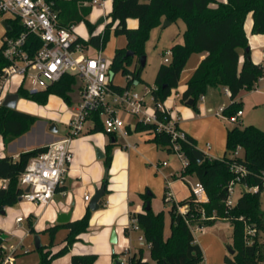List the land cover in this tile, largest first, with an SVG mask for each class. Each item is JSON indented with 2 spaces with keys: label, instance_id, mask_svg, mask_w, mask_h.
<instances>
[{
  "label": "trees",
  "instance_id": "trees-1",
  "mask_svg": "<svg viewBox=\"0 0 264 264\" xmlns=\"http://www.w3.org/2000/svg\"><path fill=\"white\" fill-rule=\"evenodd\" d=\"M59 12V26L73 28L80 23H86L91 33L88 42L80 39L87 45L96 49H105L110 31L114 28L116 36L124 35L127 40L125 48L117 49L110 64L112 73L119 70L123 75L131 78L126 87L111 83L110 87L118 92L131 88L134 81L140 80L144 67L129 70L137 56H145V45L153 29L163 25L165 20L171 23L182 19L186 29L183 34V43L174 44L171 48L172 57L169 63L161 65L152 89L155 103V113L160 120L164 114L159 109V103L166 102L173 89L179 86L181 76L187 62L193 54L206 53L207 56L200 62L182 94V103L193 100V108L198 111L197 104L211 88H226L231 103L224 108L226 117L236 115L241 110L240 103L236 101L243 90L257 89L259 82L264 78V66L257 64L251 57L249 39L245 31V21L249 14L253 15V34H264V0H227L217 3L216 0H112V10L109 17L112 21L105 26L103 34L94 35L95 26L89 21L96 0H48ZM106 1V0H98ZM212 4L217 6L211 7ZM128 19H138V28H129ZM7 24L11 30L6 31L3 47L0 48V80L4 69L11 63L4 55L6 38H17L27 32L20 19L9 18ZM42 40L29 34L28 50L30 56L42 48ZM134 53V56L128 55ZM243 61L241 62V58ZM76 77L64 75L59 82L50 85L47 89L35 93L29 92L22 85L18 88L20 98L34 100L46 105L51 94L64 97L65 101L72 103L70 93L76 84ZM94 126L92 133L104 132V126L99 114L93 116ZM37 117L30 114L0 108V134L3 143L9 145L16 139L28 133L35 124ZM128 131L131 133L130 127ZM135 131L149 132L153 135L151 141L171 152L172 136L165 131H159L156 124L139 122ZM186 138L179 140L180 150L189 160V166L178 177L195 176L206 189L209 202L200 204L191 194L182 202H174L164 196V202L170 204L171 233L165 237V215L161 211L155 213L151 208L146 211L147 202L152 195L144 194L143 211L131 212L130 219L138 222L141 232L147 242L151 244L150 261L144 260V251L130 257L131 264H199L204 260L201 246L196 242L192 227L211 226L217 220L228 221L233 229V245L235 254L225 258V264H260L264 262V251L259 247V233L264 232V213L261 211V196L264 192V131L255 125H236L227 131L226 149L223 157L212 158L205 156L199 163L193 150L197 148L195 138L184 132ZM113 140L116 134H107ZM114 143L106 146L105 164L107 168L112 165ZM238 148L242 154L235 155ZM47 149L38 147L31 151L21 153L18 159L13 157L0 158V181L7 180L6 188H0V211L19 202L23 195L20 177L25 172L30 160L39 156ZM237 167L246 169L242 176L236 171ZM105 179L104 184H108ZM243 185L245 188L237 202L230 206L227 204L228 187L231 182ZM255 189V190H254ZM102 204V201H101ZM187 207L186 215L179 212V207ZM91 210L88 209L83 218L70 223L58 224L48 228L51 236L61 227L69 230L63 241L62 249L57 253L42 246L39 264H53L54 260L69 253L72 246L81 240V235L88 232ZM249 229L256 231V235H248ZM35 233V230H31ZM124 233L130 234L125 228ZM0 230V264L6 259L4 243ZM97 254H76L71 257V264H94ZM115 257V254H114Z\"/></svg>",
  "mask_w": 264,
  "mask_h": 264
},
{
  "label": "rangeland",
  "instance_id": "rangeland-1",
  "mask_svg": "<svg viewBox=\"0 0 264 264\" xmlns=\"http://www.w3.org/2000/svg\"><path fill=\"white\" fill-rule=\"evenodd\" d=\"M109 5L105 7V9L100 8L99 5H94L92 9V13L90 15L89 21L95 26L93 34L100 35L103 34L105 30L106 24L110 23L112 19L109 17L110 15ZM105 17L106 24L101 26H96L97 21ZM134 29V28H133ZM185 30V23L182 19H179L177 22L172 23L166 28L161 27L155 28L151 32V36L145 45V57L146 64L142 70L140 80H136L131 85V90L133 93H137L141 96H144L147 100L148 112L152 113L154 111L155 103L151 98V95L146 94L147 90L152 86H155V80L159 69H161V65L164 64L165 54L167 51L172 48L174 43H177L179 38L182 39L183 33ZM74 33L77 34L79 38L82 40H89L91 38V33L88 29L86 23H80L75 26L73 29ZM127 45V40L124 35L116 36L114 28L110 31V35L103 49V55L107 60L111 63L114 58V54L117 49L125 48ZM191 60L187 62L185 70L182 73L181 80L179 82V86L176 89H173L171 95L166 99V102L159 104H165L169 108V106L177 104L178 108H188L191 109L196 114L198 113L193 107L188 106L186 103H182L181 96L182 90L185 87L186 81L190 79V73L192 71ZM140 59L136 56L133 63L128 65V69L133 71L136 67H140ZM114 76V82L118 86L126 87L129 79L131 78L129 75H123L119 70L118 72L112 73ZM21 85V80H8L6 82L5 93H10L16 91ZM31 80H27L24 83L25 89L31 88ZM82 85L81 81H77V83L73 86V90L70 93L72 103H68L65 101L64 97L51 94L46 105H41L37 101L29 100L26 98H20L17 103L16 109L20 112H24L30 114L34 117H37L38 122L33 127L32 131L23 137L19 143L24 145H32L39 141V136L41 133H50V127L52 124H56L59 127V132L57 136L66 137L69 132V125L73 118V109L77 107L78 102L80 101V93L79 89ZM260 89L257 91L244 90L243 94L240 96V106L241 110L244 112V116L241 117V123L235 124L232 121H227L222 116L217 118L218 126L213 128V126L208 123L199 124V137L197 138V148L200 151H204L206 143H210L215 147V152H209V157L212 158H220L223 153H225L226 149V133L227 129H231L236 125L247 126V125H255L261 130L264 131V82L260 83ZM206 100L211 103L210 107H212V111L215 112L220 106H228L231 103V99L225 96L224 93H213L210 97L209 94H206ZM205 100V101H206ZM197 104L198 110L201 111L202 99ZM209 107V108H210ZM203 113V111H201ZM212 112V113H213ZM210 114V113H209ZM121 117L124 119L127 125L130 124L131 133L128 131V128H125V132L129 135V139L136 138L138 140L144 141L145 135L143 132L135 131L136 125L141 121L142 117L133 115L128 112H120ZM91 122H88L85 126L84 130H87L90 127ZM204 127V128H203ZM130 133V134H129ZM203 137V140H201ZM148 138V137H147ZM2 140V136L0 134V141ZM118 144H124L125 140L122 136L117 137ZM152 143V142H151ZM163 159L170 163L171 169H176L178 163L176 161V156L174 153H161ZM105 164V159L103 160ZM159 176V175H158ZM154 176L157 179L158 184L155 185V189L157 192L162 190L161 194H154L151 191V207L155 213H159L161 211L164 212L165 215V237L170 236L171 233V218L169 214L170 204L164 202L163 194L166 185L169 187L171 183L174 182L172 177H169L167 183L164 178L160 176ZM109 177V172H108ZM195 180L194 176L192 178L185 177L184 180L180 179L177 184L170 185V189L172 191H177V194L180 195V198H177V202L184 201L186 197L187 190L190 189V182ZM109 184V181H108ZM107 184V185H108ZM242 191V185L238 184L235 187L234 193V201L238 199L240 196V192ZM147 191L146 193H148ZM30 207V210H26V208ZM261 211L264 213V192L261 196ZM5 215H1V219L5 223L3 227L4 234L8 236V239L5 240L4 249L7 251L9 258H6L4 264H39L41 259V251L35 249V237L38 236L43 243L42 246L51 250L53 253H57L60 249H62V242L65 240L67 234H65V227H61L57 229L53 236L46 231L49 226H45L46 219L44 217L45 210L34 203H28L26 201H19L13 206H9L4 209ZM92 212V211H91ZM105 209L101 208L99 211H94L91 213L90 222L88 232L83 236L82 240L75 243L72 246L69 253L57 258L54 260L53 264H70L71 255H75L76 253H86L91 251L98 255L97 260L94 264H116L119 262V255H122L124 252V248L120 246L126 241L131 243L133 250L140 247L138 238L141 236L139 231H132L129 235L124 233V226L122 232L119 233L118 241L113 245L111 242L113 236V230H111L110 234H103V230L106 227V215ZM29 216V217H28ZM23 217L24 220L22 222H18L17 218ZM125 226L129 227V223L125 224ZM45 227V228H42ZM35 230V233L31 232V230ZM208 230V246L206 250V259L210 258V264H225V258L227 256L231 257L232 255L229 252V247L233 245V229L229 222H224L221 220H217L214 222ZM202 233L197 232L196 236L201 237ZM218 238V242H214L215 239ZM259 247L262 251H264V232H262L261 237H259ZM216 243V244H215ZM16 252V255L14 254ZM208 253V254H207ZM115 254V257H114ZM144 255L146 258H150L149 252L145 247ZM6 257V253H5ZM264 264V262L260 263Z\"/></svg>",
  "mask_w": 264,
  "mask_h": 264
},
{
  "label": "built area",
  "instance_id": "built-area-1",
  "mask_svg": "<svg viewBox=\"0 0 264 264\" xmlns=\"http://www.w3.org/2000/svg\"><path fill=\"white\" fill-rule=\"evenodd\" d=\"M97 2L99 1L96 0L93 4ZM5 15L20 19L27 32L17 38L5 39L7 47H5L4 55L11 64L4 69L3 78L0 80V108L3 107L6 96L11 94L9 92L4 94L6 82L10 79L21 80L23 87L27 80H31V88L27 89L31 93L47 89L50 85L59 82L66 74L73 75L77 81L82 82L79 89L81 99L73 113L67 136L48 144L45 152L30 160L31 162L20 177L23 201L37 204L40 207H46L51 203L58 189L63 185L69 166L73 162L71 142L83 134L88 122L94 125L93 116L95 114L100 115L106 134L127 135L125 132L127 124L120 112L141 116V122L145 124H156L159 131H165L172 136L171 152L181 160L183 171L186 170L189 160L178 144L179 140L186 138L185 133L179 128L180 118L171 113L163 104H159L158 107L164 114L163 120H160L155 113V107L152 113L148 112L147 100L144 96L133 93L131 88L121 92L112 89L110 84L114 82V76L110 70L111 63L103 55L104 50H98L92 45L81 42V38L73 31L75 26L73 28L60 27L59 12L52 2L48 0H0V16ZM29 34L38 36L43 42L42 48L34 56H30L26 50ZM172 55V50H168L164 62L169 63ZM152 89L157 88L151 86L146 94L151 95L154 101ZM223 110L224 108H221L217 115L232 123H241L240 118L243 111L226 117ZM207 147H210L209 144ZM241 151L242 149L238 148L235 155L239 156ZM163 164L166 166L167 162ZM236 171L242 176L247 173L242 167H237ZM190 183L191 194L196 201L200 204L208 203L210 200L205 186L198 180ZM7 185V180L0 181V188H6ZM235 186L237 184L233 181L228 187L227 204L230 206L236 203L234 201ZM27 188H29L28 192ZM90 197L87 195L85 199L89 201ZM171 197L168 193V199H172ZM179 212L183 216L186 215L187 207H179ZM23 220V217L17 218L19 223ZM128 229L130 232H140L141 236L138 238L140 247L133 250L131 243L121 244L120 246L125 249L123 254L118 256L121 264H131L130 257L141 249L144 251L145 247L150 255L152 248L135 219L131 220ZM192 231L194 233L203 231V227H192ZM248 235H256V231L249 229ZM143 256L145 261H150V258ZM199 264H207V262L203 260Z\"/></svg>",
  "mask_w": 264,
  "mask_h": 264
},
{
  "label": "crops",
  "instance_id": "crops-1",
  "mask_svg": "<svg viewBox=\"0 0 264 264\" xmlns=\"http://www.w3.org/2000/svg\"><path fill=\"white\" fill-rule=\"evenodd\" d=\"M216 2L225 3L227 2V0H216ZM94 5H99L100 8L103 9H105V7L109 5V9L112 10L113 2L112 0L99 1L97 2V4H93V6ZM215 6L217 5L212 4L211 7H215ZM9 18L11 17L8 15L0 16V48L3 47L2 46L3 41H4L5 33L7 31L3 23L7 22V19ZM253 24H254L253 15L249 14L245 21V31L249 39V49L251 52V57L255 63L264 66V34H253L252 32ZM127 25L129 28H138L139 21L138 19H128ZM183 37L182 39L179 38L177 43H183L184 41ZM206 56H207L206 53H200V54H193L190 57L189 61L191 60L192 63L191 64L192 71L190 73L191 74L190 77L192 76V74L194 73L200 62ZM242 61H243V57L241 58V62ZM263 82L264 79H261L258 86L256 87L257 89H255L256 91L260 89L259 85L260 83ZM186 83L184 89L182 90V94L186 89ZM17 91L18 89L10 93H15ZM216 91L221 94L224 93L225 96L230 98V95L226 88H219V89H217V87L211 88L209 89L207 94H209L211 97V95L213 93H216ZM243 91L236 99L237 102L240 101V96L243 94ZM205 100H206V95L203 97L201 104V111H203V113L200 110H198L197 114L188 108H178L176 103H174V105L169 106V108L167 107V105L163 104L167 109L171 111V113L177 115L180 118L178 122L180 130L186 132L187 134L195 138L196 143L198 141L197 138L199 137L198 136L199 124L203 122L202 124L208 123L209 125L213 126V128L217 127L218 126L217 118L220 117L217 115V113L221 108L227 107L224 105L220 106L217 110H215V112H213L212 107H210L211 103ZM76 108L77 107L73 109V112L75 111ZM243 116H244V112L241 117ZM93 126H94L93 124L90 125V127H88L87 130H85L82 135L72 140L70 147H71V151L73 152V162L69 166L63 185H61V187L58 189L51 203L46 207H42L45 210L43 218L46 219L45 226L47 227L49 226V228L58 225L57 219H58V215L61 213L66 212V214L67 213L71 214L69 223L83 218L84 215L87 213V210L90 209L89 204L92 198L94 197L95 192L102 188V186L105 183L106 174H108L109 172V177H108L109 184L107 185L106 194L104 198L101 200L102 204L100 202L99 209L104 208L106 211L105 217H106L107 225L102 231L103 234L109 235L111 230H113V235L115 233L116 243H117L118 241L117 235H119V233L122 232L123 226H124V230L125 228H127V226H125L127 222L129 224L131 222L130 219L131 212L143 211L144 201L141 198V195L144 194L152 195L151 191L157 195L163 192L162 190H159V192H157V190L155 189V185L158 184L159 182H157L156 180L157 178L154 176L159 175L161 178L165 179L166 183L168 178L172 177L174 179V182H169L171 183L170 185L172 186L180 181L178 177L180 176V174H182L183 165L181 163V160L175 154L176 161L178 163V166L180 167H177L176 169H171L170 163L163 159L161 153L162 152L165 153V151L167 153H172V152H169V150H167L166 148L158 146L157 144L153 143L151 141L153 135L149 132H143L144 134H146L145 135L146 138L144 141L138 140L134 137L129 139L130 137L128 134L124 135L121 133L116 134V139L113 140L105 132L92 133L91 130ZM128 127H130V124L127 125L126 128ZM57 128L59 132L60 129L58 126ZM57 133H52V132L41 133L39 136V141L32 145H24V144L19 145L21 139L23 137H26L28 133L16 139L9 145H5L3 143V138H2V140L0 141V158L9 156V157H13L14 159H18L21 153L31 151L38 147L47 146L48 144L54 141L64 138L57 136ZM118 136L123 137V139L125 140L124 144H120V145L118 144L117 142ZM201 140H203V137H201ZM114 142L115 144L113 147L114 149L112 154L113 158L111 162L112 165L110 166V168H107L106 164L103 163V160L106 158V146L109 143H114ZM208 144L210 146L209 148L207 147ZM96 150H101V152L104 154L105 157L103 159H98ZM212 151L215 152V147L212 146L210 143H206L204 151L202 152L207 154V156H209L208 153ZM225 153H223L221 157H223ZM240 154H242V151L240 152ZM164 162H167L166 166L163 164ZM187 177L192 178L193 176H187ZM194 178L195 180H192L191 182H195L198 180L195 176ZM170 185L169 187L166 185L163 198L166 193L167 194L170 193L173 201L178 203L176 200L177 198H180V195L177 194V191H172L170 189ZM244 189L245 188L242 185V191L240 192V195L242 194ZM147 191L149 192L146 193ZM87 195L91 196L89 201L85 199V196ZM190 195H191V190L190 191L187 190L186 197L188 198L190 197ZM30 209H31L30 207L26 208V210H30ZM1 215H5V213L2 214L0 211V230L4 234L2 226H4L5 223L1 219ZM224 222H228V221H224ZM207 228H209V226L203 227V231H198L202 233L201 237L198 238L196 236L197 232L194 233V235L196 238V242L202 248L204 261H206L207 264H210L208 261L210 260V258L207 260L205 256L207 250L206 248L208 246ZM68 233L69 230L65 231V234L68 235ZM85 234L81 235L80 237L81 240ZM259 234H260L259 237H261L262 232ZM214 239H215L214 242H218V238H214ZM125 243H128V241H126ZM125 243L122 242V244ZM114 244L115 243H113V245ZM63 245H65L64 242H62V246ZM35 249L37 248L35 247ZM16 252L17 251H14L13 255H16ZM5 253H6V258H9L6 250ZM76 254L81 255V254H96V253L88 251L86 253H76ZM70 264H71V258H70Z\"/></svg>",
  "mask_w": 264,
  "mask_h": 264
},
{
  "label": "water",
  "instance_id": "water-1",
  "mask_svg": "<svg viewBox=\"0 0 264 264\" xmlns=\"http://www.w3.org/2000/svg\"><path fill=\"white\" fill-rule=\"evenodd\" d=\"M143 1H151V0H143ZM105 21H106L105 17L100 18L97 21L96 26L104 25ZM3 25H4V27H5V29L7 31L11 30V27L9 26V24H7V22H4ZM169 25H171V22L168 21V20H165L164 23H163V27L166 28ZM128 55L133 57L134 53L128 52ZM140 63H141L142 67H145V64H146V57L145 56H142L140 58ZM19 100H20V95L17 92L8 94L6 96L4 102H3V107L4 108L6 107V108H9V109H12V110H17L16 107H17V103H18ZM193 103H194L193 100H189L186 104L188 106L192 107ZM50 129H51L50 132H52V133H57L58 132V128H57L56 124H52ZM96 154H97V158L98 159H103L105 157L104 154L101 152V150H96ZM193 155H194L195 159L199 163L203 162L204 159H205V155L203 154V152L198 150L197 148H195L193 150ZM106 179H108V174H106ZM106 189H107V185L104 184L101 189H99V190H97L95 192L94 197L92 198V200L90 201V204H89V208H90L91 211L99 210L100 202H101V200L104 198V196L106 194ZM26 191L28 192L29 188H27ZM19 201H22V198H20ZM145 209H146L147 212H148V210L151 209L150 202H147V205H146ZM1 213L4 214L5 212L2 211ZM70 218H71V214H69V213L66 214V212L65 213H61V214L58 215L57 223L66 225L67 223H69ZM1 238L3 240H5V239H7V236L5 234H2ZM112 242L116 243V235H115V233L113 235ZM35 247L37 249L42 247L41 240H40V238L38 236L35 237ZM235 251L236 250H234L232 247H229V252H230L231 255H234ZM116 264H121V262H118Z\"/></svg>",
  "mask_w": 264,
  "mask_h": 264
}]
</instances>
